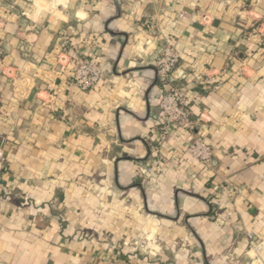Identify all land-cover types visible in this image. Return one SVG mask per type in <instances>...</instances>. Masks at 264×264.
I'll use <instances>...</instances> for the list:
<instances>
[{
    "label": "crops",
    "instance_id": "obj_1",
    "mask_svg": "<svg viewBox=\"0 0 264 264\" xmlns=\"http://www.w3.org/2000/svg\"><path fill=\"white\" fill-rule=\"evenodd\" d=\"M0 18V264H264V0H5ZM168 42L197 126L160 142ZM79 59L104 71L93 91L63 75Z\"/></svg>",
    "mask_w": 264,
    "mask_h": 264
},
{
    "label": "built area",
    "instance_id": "obj_2",
    "mask_svg": "<svg viewBox=\"0 0 264 264\" xmlns=\"http://www.w3.org/2000/svg\"><path fill=\"white\" fill-rule=\"evenodd\" d=\"M5 0H0L1 3ZM200 16L204 20H209L206 13H201ZM177 19L184 21L189 19V15L186 12H178ZM0 18V22H1ZM153 21H146L145 26L147 31L154 36L158 33V24ZM65 55L64 49L60 53ZM6 59L5 48L0 45V66ZM180 63V55L176 48L168 42L160 56L155 63L156 76L162 83V92L157 104V110L161 114V128L159 134L160 142L165 141L172 132H191L197 126V121L194 118V114L191 108V101L188 96V92L178 86V66ZM62 67L63 75H66L70 81L71 86L80 89L83 92H90L95 90L101 81L104 79V71L100 68L95 61H87L79 59L76 61H68L66 64H60ZM193 75L198 78L197 71L193 72ZM211 80L205 82L210 84ZM187 153L190 157L196 160L208 173L213 172L214 153L213 148L208 145L203 136L200 134L195 135L193 140L187 146ZM7 160L3 149L0 148V175L6 171ZM155 170L153 166L139 165V171L137 175L142 178L146 175L152 174ZM249 240L253 237L248 234ZM110 264H114L110 262Z\"/></svg>",
    "mask_w": 264,
    "mask_h": 264
}]
</instances>
